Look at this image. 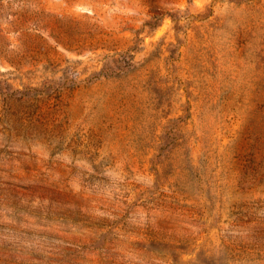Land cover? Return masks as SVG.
<instances>
[{"label": "rangeland", "instance_id": "374dc122", "mask_svg": "<svg viewBox=\"0 0 264 264\" xmlns=\"http://www.w3.org/2000/svg\"><path fill=\"white\" fill-rule=\"evenodd\" d=\"M0 264H264V0H0Z\"/></svg>", "mask_w": 264, "mask_h": 264}]
</instances>
